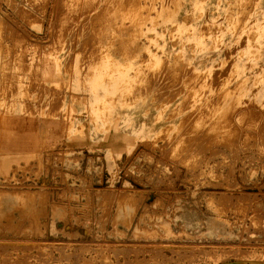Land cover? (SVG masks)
<instances>
[{
  "label": "rangeland",
  "instance_id": "1",
  "mask_svg": "<svg viewBox=\"0 0 264 264\" xmlns=\"http://www.w3.org/2000/svg\"><path fill=\"white\" fill-rule=\"evenodd\" d=\"M94 1L0 0V264H264V0Z\"/></svg>",
  "mask_w": 264,
  "mask_h": 264
},
{
  "label": "bare ground",
  "instance_id": "2",
  "mask_svg": "<svg viewBox=\"0 0 264 264\" xmlns=\"http://www.w3.org/2000/svg\"><path fill=\"white\" fill-rule=\"evenodd\" d=\"M1 1H2V0H1ZM48 1H49V0H48ZM92 1H94V0H92ZM95 1H96V0H95ZM95 1H94V2H95ZM108 1H109V0H108ZM162 1H163V0H162ZM104 2H105V5H104V7H105V6H106V1H104ZM202 2H203V1H202ZM5 3H6V2H5ZM30 3H31V1H30ZM30 3H29V4H30ZM34 3H35V2H34ZM156 3H157V2H156ZM217 3H218V2H217ZM71 4H72V3H71ZM109 4H110V3H109ZM150 4H151V3H150ZM150 4H149V5H150ZM153 4L155 5V3H153ZM91 5H92V4H91ZM95 5H96V3H95ZM30 6L32 7V5H30ZM55 6H56V5H55ZM97 6H98V5H97ZM100 6H101V5H100ZM141 6H142V5H141ZM144 6H145V5H144ZM146 6H147V5H146ZM157 6H158V5H157ZM161 6H163V5H161ZM164 6H165V5H164ZM15 7H16V6H15ZM41 7H42V6H41ZM104 7H103V8H104ZM168 7H169V6H168ZM86 8H87V7H86ZM99 8H101V7H99ZM105 8H106V7H105ZM105 8H104V9H105ZM149 8H150V6H149ZM157 8H158V7H157ZM159 8H160V7H159ZM53 9H54V8H53ZM97 9H98V8H97ZM58 10H59V9H58ZM157 10H158V9H157ZM157 10H156V11H157ZM91 11H92V10H91ZM98 11H99V10H98ZM245 11H247V10H245ZM198 12H199V11H198ZM123 13H124V12H123ZM145 13H146V12H145ZM152 13H153V12H152ZM4 15H5V14H4ZM55 15H56V14H55ZM129 15H130V14H129ZM145 15H146V14H145ZM100 16H101V15H100ZM136 16H137V15H136ZM142 16H143V15H142ZM207 16H208V15H207ZM207 16H206V17H207ZM69 17H70V16H69ZM91 17H92V16H91ZM145 17H146V16H145ZM210 17H211V16H210ZM13 18H14V17H13ZM23 18H24V17H23ZM138 18H139V17H138ZM141 18H142V17H141ZM147 18H148V17H147ZM31 19H32V18H31ZM90 19H91V18H90ZM139 19H140V18H139ZM205 19H206V18H205ZM207 19H208V18H207ZM211 19H212V18H211ZM240 19H241V18H240ZM54 20H55V19H54ZM85 20H86V19H85ZM135 20H136V19H135ZM142 20H143V19H142ZM142 20H141V21H142ZM159 20H160V19H159ZM29 21H30V20H29ZM91 21H94V20L91 19ZM138 21H139V20H138ZM141 21H140V23H141ZM145 21H146V20H145ZM214 21H215V20H214ZM230 21H231V20H230ZM54 22H55V21H54ZM81 22H82V21H81ZM143 22H144V21H143ZM151 22H152V21H151ZM203 22H204V21H203ZM125 23H126V22H125ZM137 23H138V22H137ZM144 23H145V22H144ZM53 24H54V23H53ZM141 24H142V23H141ZM182 24H183V23H182ZM14 25H15V24H14ZM51 25H52V24H51ZM80 25H81V24H80ZM85 25H87V24H85ZM157 25H158V24H157ZM189 25H190V24H189ZM54 27H55V26H54ZM88 27H89V26H88ZM18 28H19V27H18ZM56 28H57V27H56ZM85 29H86V28H85ZM221 29H222V28H221ZM146 30H147V28H146ZM9 31H11V29H10ZM49 31H50V30H49ZM57 31H58V30H57ZM142 31H144V30H142ZM151 31H153V30H151ZM154 31H155V30H154ZM139 32H140V31H139ZM49 33H50V32H49ZM55 33H56V32H55ZM59 33H60V32H59ZM88 33H89V32H88ZM134 33H135V32H134ZM137 33H138V32H137ZM152 33H153V32H152ZM13 34H14V33H13ZM164 34H165V33H164ZM164 34H162V35H164ZM58 35H59V34H58ZM116 35H117V34H116ZM135 35H137V34H135ZM144 36H145V35H144ZM10 37H11V36H10ZM52 37H53V36H52ZM88 37H89V36H88ZM98 37H100V36H98ZM220 37H221V36H220ZM243 37H244V36H243ZM247 37H248V36H247ZM8 38H9V37H8ZM11 38H12V37H11ZM19 38H20V37H19ZM86 38H87V37H86ZM148 38H149V37H148ZM150 39H151V38H150ZM152 39H153V38H152ZM49 40H50V39H49ZM88 40H89V39H88ZM98 40H99V39H98ZM144 40H145V39H144ZM155 40H156V39H155ZM243 40H244V39H243ZM20 41H21V40H20ZM52 41H53V39H52ZM94 41H95V40H94ZM147 41H148V40H147ZM10 42H11V41H10ZM15 42H16V41H15ZM15 42H14V43H15ZM17 42H18V41H17ZM22 42L24 43L25 41L22 40ZM153 42H154V41H153ZM18 43H19V42H18ZM52 43H53V42H52ZM52 43H51V44H52ZM84 43H85V42H84ZM90 43H91V42H90ZM93 43H94V42H93ZM150 43H151V42H150ZM21 44H22V43H21ZM25 44H26V43H25ZM25 44H24V45H25ZM97 44H99V43H97ZM97 44H96V46H97ZM15 45H16V44H15ZM6 46H7V45H6ZM13 46H14V45H13ZM13 46H12V47H13ZM30 46H31V45H30ZM46 46H47V45H46ZM150 46H151V45H150ZM248 46H249V45H248ZM14 47H15V46H14ZM27 47H28V46H27ZM62 47H63V46H62ZM90 47H91V46H90ZM99 47H100V45H99ZM103 47H104V46H103ZM145 47H146L145 50L147 51V46H145ZM0 48H1V47H0ZM20 48H22V47H20ZM25 48H26V46H25ZM25 48H23V49H25ZM29 48H31V47H29ZM134 48H135V47H134ZM137 48H139V47H137ZM10 49H11V48H10ZM36 49H37V47H36ZM40 49H41V48H40ZM48 49H50V48H48ZM55 49H56V48H55ZM94 49H95V48H93V50H94ZM101 49L103 50L102 46H101L100 49L98 48L97 50H101ZM135 49H136V48H135ZM135 49H134V50H135ZM139 49H140V48H139ZM139 49H138V50H139ZM11 50H12V49H11ZM27 50H28V49H27ZM57 50H59V49H57ZM91 50H92V49H91ZM102 50H101V51H102ZM104 50H105V49H104ZM142 50H143V49H142ZM178 50H179V49H178ZM23 51H25V50H23ZM38 51H40V50H38ZM41 51H42V50H41ZM43 51H44V50H43ZM50 51H51V50H50ZM95 51H96V50H94L93 52L91 51V52L94 53ZM106 51H107V50H106ZM106 51H104V52H106ZM6 52H7V51H6ZM9 52H10V51H9ZM25 52H26V51H25ZM25 52H24V53H25ZM52 52H53V51H52ZM66 52H67V51H66ZM83 52H84V51H83ZM97 52H98V53L95 52V53H96L95 55L99 54V51H97ZM102 52H103V51H102ZM102 52H101V53H102ZM141 52H142V51H141ZM32 53L34 54V52H32ZM36 53H37V52H36ZM80 53H81V52H80ZM84 53H85V52H84ZM87 53H88V52H87ZM92 53H91V54H92ZM125 53H126V52H125ZM143 53H144V51H143ZM153 53H154V52H153ZM4 54H6V53H4ZM9 54H10V53H9ZM13 54H14V53H13ZM40 54H41V53H40ZM103 54L105 55V53H103ZM108 54H109V53H108ZM126 54H127V53H126ZM134 54H135V53H134ZM81 55H82V54H81ZM93 55H94V54H93ZM93 55H92V56H93ZM101 55H102V54H101ZM101 55H99V56H101ZM124 55H125V54H124ZM145 55H146V54H145ZM31 56H32V55H31ZM38 56H41V55L38 54ZM56 56H57V55H56ZM89 56H91V55H89ZM97 56H98V55H97ZM97 56H93V57L96 58ZM99 56H98V57H99ZM20 57H21V56H20ZM93 57H90V58H93ZM127 57H128V56H127ZM148 57H149V56H148ZM33 58H34V57H33ZM39 58H40V57H39ZM39 58H38V59H39ZM80 58H81V57H80ZM84 58H85V57H84ZM87 58H89V57H87ZM101 58H103V57L101 56ZM143 58H144V57H143ZM18 59H19V58H18ZM36 59H37V58H36ZM38 59H37L36 61H38ZM108 59H109V58H108ZM144 59H145V58H144ZM14 60H15V59H14ZM14 60H13V61H14ZM33 60H34V59H33ZM89 60H90V59H89ZM145 60H146V59H145ZM147 60H148V59H147ZM150 60H151V59H150ZM31 61H32V60H31ZM39 61H40V59H39ZM39 61H38V63H39ZM41 61H42V59H41ZM41 61H40V62H41ZM87 61H88V59H87ZM143 61H144V60H143ZM90 62H91V61H90ZM126 62H127V60H126ZM141 62H142V61H141ZM18 63H20V62H18ZM26 63H27V62H26ZM16 64H17V63H16ZM30 64H31V63H30ZM36 64H37V63H36ZM40 64H41V63H40ZM112 64H113V63H112ZM17 65H18V64H17ZM19 65H20V64H19ZM19 65H18V66H19ZM34 65H35V64H34ZM89 65H90V64H89ZM89 65H88V66H89ZM113 65H114V64H113ZM117 66H118V65H117ZM120 66H121V65H120ZM129 66H130V65H129ZM150 66H152V65H150ZM38 67H39V66H38ZM38 67H37V68H38ZM94 67H95V66H94ZM114 67H115V66H114ZM114 67H113V68H114ZM15 68H17V66H16ZM90 68H92V67H90ZM96 68H97V67H96ZM115 68H116V67H115ZM115 68H114V69H115ZM38 69H39V68H38ZM97 69H98V68H97ZM97 69H94V70H97ZM110 69H111V68H110ZM124 69H125V66H124ZM17 70H18V69H16V71H17ZM19 70H20V69H19ZM19 70H18V71H19ZM35 70H36V69H35ZM90 70H91V69H90ZM116 70H117V69H116ZM126 70H127V69H126ZM128 70H129V69H128ZM140 70H141V69H140ZM20 71H21V70H20ZM27 71H28V70H27ZM100 71H101V70H100ZM108 71H109V70H108ZM108 71H107V72H108ZM111 71H112V69H111ZM117 71H118V70H117ZM39 72H40V71H39ZM88 72H89V71H88ZM93 72L96 74V71H93ZM102 72H103V71H102ZM122 72H123V70H122ZM122 72H121V73H122ZM126 72H127V71H126ZM135 72H136V71H135ZM135 72H134V73H135ZM137 72H138V70H137ZM181 72H182V71H181ZM75 73H76V72H75ZM90 73H91V72H90ZM90 73H89V74H90ZM98 73H99V72H98ZM105 73H106V72H105ZM109 73H110V76H109V75H106V76H109L108 78L106 77L108 80H109V78H112V77H111V72H108L107 74H109ZM29 74H30V73H29ZM92 74H93V73H92ZM99 74H100V73H99ZM118 74H119V73H118ZM124 74H125V73H124ZM151 74H152V73H151ZM154 74H155V73H154ZM168 74H169V73H168ZM168 74H167V75H168ZM190 74H191V73H190ZM4 75H5V74H4ZM32 75H33V74H32ZM165 75H166V74H165ZM186 75H187V74H186ZM20 76H21V75H20ZM79 76H80V75H79ZM94 76H95V75H94ZM101 76H103L102 73H101ZM101 76H100V77H101ZM115 76H116V75H115ZM121 76H122V74H121ZM126 76H128V75H125V77H126ZM1 77H2V76H1ZM7 77H8V76H7ZM21 77H22V76H21ZM75 77L78 78V76H75ZM84 77H85V75H84ZM89 77H90V76H89ZM92 77H93V76H92ZM95 77H98V75L95 76ZM100 77H99V78H100ZM103 77H105V76H103ZM149 77H150V76H149ZM180 77H181V76H180ZM76 78H75V79H76ZM115 78H116V77H115ZM115 78H114V79H115ZM138 78H139V77H138ZM178 78H179V77H178ZM6 79H7V78H6ZM19 79H20V78H19ZM22 79H23V78H22ZM31 79H32V78H31ZM93 79H95V78H93ZM102 79H104V78L101 77V81H102V82H106V81H103ZM118 79H121V78H118ZM118 79H117V80H118ZM154 79H155V78H154ZM166 79H167V78H166ZM1 80H2V79H1ZM90 80H91V79H90ZM121 80H122V79H121ZM121 80H120V82H122ZM126 80H127V78H126ZM126 80L124 81V79H123V82H122V83H125V82L127 83ZM133 80H134V79H133ZM135 80H136V79H135ZM23 81H24V79H23ZM87 81L89 82V80H87ZM99 81H100V80H99ZM99 81H98L97 83H100V82H101V81H100V82H99ZM227 81H228V80H227ZM94 82H95V80H94ZM94 82H93V84H94ZM204 82H205V81H204ZM2 83H3V82H2ZM15 83H16V82H15ZM19 83H20V82H19ZM30 83H31V82H30ZM51 83H52V82H51ZM73 83H74V82H73ZM78 83H79V81H78ZM97 83H95V84H97ZM106 83H107V82H106ZM108 83H109V82H108ZM117 83H118V82L113 83V86H112V87L115 88L114 84H117ZM101 84H102V83H100L99 86H101ZM120 84H121V83H120ZM132 84H133V82H132ZM144 84H145V83H144ZM161 84H162V83H161ZM176 84H177V83H176ZM223 84H224V83H223ZM21 85H22V84H21ZM32 85H33V84H32ZM91 85H92V81H91ZM122 85H123V84H121V86H122ZM129 85H130V84H128V86H129ZM30 86H31V84H30ZM96 86L99 87L98 84H97ZM116 86H117V85H116ZM124 86H126V85L124 84ZM135 86H136V85H135ZM172 86H173V85H172ZM172 86H171V87H172ZM71 87H72V86H71ZM87 87H88V86H87ZM97 87H96V88H97ZM103 87H104V86H103ZM112 87H111V88H112ZM169 87H170V86H169ZM91 88H92V86H91ZM101 88H102V86H101ZM104 88H107V85H106ZM104 88H103V89H104ZM118 88H120L119 85H118V87H116V91H117ZM198 88H199V87H198ZM2 89H3V88H2ZM4 89H5V88H4ZM12 89H13V88H12ZM33 89H34V88H33ZM92 89H94V88H92ZM108 89H110V88H108ZM142 89H143V88H142ZM223 89H224V88H223ZM8 90H9V89H8ZM39 90H41V89L39 88ZM80 90H81V89H80ZM106 90H107V89H106ZM113 90H114V89H113ZM121 90H122V89H121ZM121 90H120V91H121ZM123 90H126V89L123 88ZM129 90H130V89H129ZM143 90H144V89H143ZM11 91H12V90H11ZM42 91H43V90H42ZM92 91H93V90H92ZM94 91H96V89H95ZM94 91H93V92H94ZM107 91H108V90H107ZM126 91H128V90H126ZM139 91H140V90H139ZM52 92H53V91H52ZM109 92H110V91H109ZM118 92H119V91H118ZM121 92H122V91H121ZM121 92H120V93H121ZM166 92H167V91H166ZM106 93H107V92H106ZM112 93H113V92H112ZM40 94H41V93H40ZM62 94H63V93H62ZM108 94H109V93H108ZM121 94H122V93H121ZM125 94H126V93H125ZM128 94H129V91H128ZM94 95H97V94H94ZM104 95H105V94H104ZM109 95H110V94H109ZM109 95H108V96H109ZM112 95H113V94H111V97H112ZM142 95H143V94H142ZM162 95H163V94H162ZM56 96H57V95H56ZM88 96H89V95H88ZM117 96H118V95H117ZM126 96H127V95H126ZM86 97H87V95H86ZM111 97H104V98H107V99L110 98V99H111ZM121 97L123 98L124 96H121ZM159 97H161V96H159ZM11 98H12V97H11ZM88 98H89V97H88ZM96 98H97V96H96ZM99 98H100V96H99ZM124 98H125V97H124ZM94 99H95V98H94ZM102 99H103V98H102ZM107 99H106V100H107ZM110 99H108V100H110ZM172 99H173V98H172ZM90 100H91V99H90ZM96 100H97V99H96ZM100 100H101V99H100ZM104 100H105V99H104ZM111 100H113V99H111ZM187 100H188V99H187ZM216 100H217V99H216ZM22 101H23V99H22ZM36 101H37V100H36ZM164 101H165V100H164ZM242 101H243V100H242ZM17 102H18V101H17ZM89 102H90V101H89ZM91 102H92V101H91ZM106 102H107V101H106ZM106 102H105V103H106ZM94 103H95V102H94ZM99 103H100V102H99ZM99 103L97 104V105H99V106H97V109H98V107H100V105H101V104H99ZM103 103H104V102H103ZM207 103H209V102H207ZM89 104H91V103H89ZM95 104H96V103H95ZM107 104H108V102H107ZM184 104H185V103H184ZM231 104H232V103H231ZM23 105H24V104H23ZM44 105H45V104H44ZM104 105H105V107H106V104H104ZM110 105H111V104H110ZM110 105H108V109H109V106H110ZM201 105H202V104H201ZM51 106H52V105H51ZM102 106H103V105H102ZM187 106H188V105H187ZM205 106H206V105H205ZM214 106H215V105H214ZM22 107H23V106H22ZM25 107H26V106H25ZM58 107H59V106H58ZM103 107H104V106H103ZM110 107H111V106H110ZM202 107H203V106H202ZM10 108H11V106H10ZM89 108H90V107H89ZM95 108H96V106L94 107V109H95ZM204 108H205V107H204ZM207 108H208V107H207ZM210 108L212 109V107L209 106V109H208V110H211ZM32 109H33V108H32ZM56 109H57V108H56ZM112 109H113V108H112ZM112 109H111V110H112ZM185 109H186V108H185ZM261 109H263V108H261ZM206 110H207V109H206ZM241 110H242V109H241ZM251 110H252V109H251ZM251 110H250V111H251ZM255 110H256V109H255ZM263 110H264V109H263ZM9 111L11 112L10 109H9ZM199 111H200V110H199ZM245 111H246V110H245ZM248 111H249V109H248ZM260 111H261V110H260ZM48 112H49V111H48ZM92 112H93V110H92ZM99 112H100V111H99ZM193 112H194V111H193ZM231 112H232V111H231ZM251 112H252V111H251ZM253 112L255 113V111H253ZM261 112H262V111H261ZM11 113H12V112H11ZM31 113H33V112L31 111ZM44 113H46V112H44ZM67 113H68V112H67ZM89 113H90V112H89ZM107 113H108V112H107ZM203 113H204V112H202V114H203ZM239 113H240V114H239ZM239 113H238L239 115L242 114L241 112H239ZM247 113H248V112H247ZM48 114H50V112H49ZM102 114H103V113H102ZM193 114H194V113H193ZM199 114H200V113H199ZM204 114H206V113H204ZM208 114H209V113H208ZM227 114H230V113L228 112ZM227 114H225V115H227ZM236 114H237V113H236ZM245 114H246V113L244 112L243 115H245ZM252 114H253V113H251V115H252ZM256 114H257V113H256ZM256 114H255V115H256ZM260 114H261V113H260ZM24 115H25V114H24ZM30 115H31V114H30ZM33 115H34V114H32V116H33ZM50 115L52 116V114H50ZM53 115H54V114H53ZM89 115H90V114H89ZM170 115H171V114H170ZM195 115H196V114H195ZM195 115H194V116H195ZM200 115H201V114H200ZM200 115H199V116L197 115L195 119H197V117L200 118ZM217 115H218V114H217ZM233 115H234V114H233ZM233 115H232V116H233ZM243 115H242V116H243ZM249 115H250V114H248V115H246V116H243V117L240 116L241 119H240V120L238 119V120L240 121V122H239V121H238V122L241 123V125H246V124H249V125H250L251 121H252V122H254L255 120L259 121V120H258V117L260 118V116H261V115L259 116V114H257L258 117L250 118ZM255 115L253 114V116H255ZM262 115H263V114H262ZM0 116H1V115H0ZM66 116H67V115H66ZM93 116H94V115H93ZM204 116L207 117V116H209V115H207V116L204 115ZM211 116H212V115H211ZM227 116H228V115H227ZM229 116H230V115H229ZM232 116L229 117V118L231 119ZM21 117L23 118V116H21ZM48 117H49V116H48ZM202 117H203V116H202ZM202 117H201V119H202ZM212 117H214V116H212ZM251 117H252V116H251ZM31 118H32V117H31ZM50 118H51V117H50ZM101 118H102V117H101ZM208 118H209V117H208ZM219 118H220V116H219ZM226 118H227V117H225V120H226ZM236 118H237V117H236ZM255 118H257V119H255ZM262 118H263V116H262ZM92 119H94V118L92 117ZM201 119H199V121H200ZM204 119H205V118H204ZM209 119H210V118H209ZM211 119H214V120H215L216 118H211ZM222 119H224V117H223ZM230 119H229V120H230ZM1 120H2V119H1ZM52 120H53V119H52ZM207 120H208V119L206 118V121H207ZM231 120H232V119H231ZM231 120H230V121H231ZM233 120H234V119H233ZM26 121H27V120H26ZM182 121H183V120H182ZM199 121H198V123H199ZM206 121H205V122H206ZM217 121H218V120H217ZM217 121H216V122H217ZM222 121H223V120H222ZM194 122H197V121H194ZM200 122H201V121H200ZM203 122H204V121H203ZM203 122H202V123H203ZM207 122H208V121H207ZM207 122H206V123H207ZM226 122L228 123V121H226ZM226 122H225V123H226ZM231 122H232V121H231ZM231 122H230V124L228 123L229 126L231 125ZM260 122H261V120H260ZM213 123H214V121H213ZM239 123H238V124H239ZM262 123H263V121H262ZM32 124H33L34 126H36V125H35L36 123H33V122H32L30 125H32ZM219 124H220V123H215V126L213 125L214 128L216 127V128H215V131H216V132H217V131L220 132V131L222 130V128H223V126H222V127H219ZM233 124H234V121H233ZM233 124H232V125H233ZM251 124H252V123H251ZM257 124H258V123H257ZM263 124H264V123H263ZM0 125H1V124H0ZM17 125H18V124H17ZM26 125H27V124H26ZM30 125H29V126H30ZM33 125H32V126H33ZM190 125H191V124H190ZM199 125H201V124H199ZM199 125H198V126H199ZM226 125H227V124H226ZM5 126H7V125L5 124ZM24 126H25V124H24ZM24 126H23V127H24ZM236 126H237V124H236L234 127H236ZM260 126H261V125H260ZM0 127H1V126H0ZM36 127H37V126H36ZM211 127H212V126H211ZM231 127H232V126H231ZM246 127H248V126H246ZM253 127H255V125H254ZM253 127L251 128V131H252ZM25 128H26V127H25ZM25 128H24V130H26ZM30 128H31V126H30ZM32 128H33V127H32ZM237 128H240V132H241L242 129H241L240 125H239ZM237 128H234V129H237ZM256 128H257V127H256ZM35 129H36V128H35ZM197 129H198V128H197ZM227 129H228V127H227ZM245 129H247V128H245ZM245 129H244V131H245ZM17 130H18V129H17ZM17 130H15V134H19V135H20V132L17 131ZM28 130H29V128H28ZM31 130H32V129H31ZM56 130H57V129H56ZM202 130H203V129H202ZM229 130H231V128H229ZM13 131H14V130H13ZM21 131H22V133H23V129H21ZM226 131L228 132L227 134H228V137H229V131H228V130H226ZM231 131H232V130H231ZM253 131H254V130H253ZM24 132L26 133V131H24ZM30 132H31V131L29 130V133H30ZM56 132H57V131H56ZM207 132H209V131L207 130ZM224 132H225V131H224ZM247 132H250V129H249V131H247ZM254 132H257V131L255 130ZM262 132H263V131H262ZM262 132H261L260 135H263V137H264V133L262 134ZM11 133H12V132H11ZM13 133H14V132H13ZM22 133H21V134H22ZM57 133H58V132H57ZM231 133H232V132H231ZM34 134H35V133H34ZM37 134H38V133H37ZM49 134H50V133H49ZM55 134H56V133H55ZM208 134L210 135V133H208ZM208 134H206V135H208ZM222 134H223V133H222ZM227 134H226V132H225L226 137H227ZM234 134H235V132H234ZM237 134H238V132H237ZM241 134H242V133H241ZM245 134H247V133L245 132ZM251 134H253V133H251ZM256 134H258V133H256ZM28 135H29V134H28ZM31 135H32V134H31ZM209 135H208V136H209ZM212 135H213V134H212ZM218 135H220V134H218ZM218 135H217V136H218ZM232 135H233V133L231 134V136H232ZM21 136H22V135H21ZM162 136H163V135H162ZM171 136H172V135H171ZM217 136H216V137H217ZM231 136H230V137H231ZM237 136H238V135H237ZM239 136H240V135H239ZM239 136H238V137H239ZM243 136H244V134H243ZM251 136H252V135H250V137H251ZM254 136H255V135H254ZM257 136H258V135H256V137H257ZM199 137H200V136H199ZM210 137H211V136H210ZM212 137H213V136H212ZM214 137H215V136H214ZM232 137L234 138V136H232ZM245 137H246V136H245ZM247 137H248V136H247ZM260 137H261V136H260ZM20 138H21V137H20ZM32 138H35V137H32ZM39 138H40V137H39ZM218 138H219V137H218ZM218 138H217V139H218ZM257 138H258V137H257ZM21 139H22V138H21ZM40 139H41V138H40ZM213 139H214V138H212L211 140H213ZM221 139H222V135H221ZM227 139H229V138H227ZM237 139H238V138H237ZM237 139H236V140H237ZM246 139H247V138H246ZM252 139H253V138H252ZM44 140H45V139H44ZM219 140H220V139H219ZM222 140H223V139H222ZM232 140H233V139H232ZM254 140H255V139H254ZM263 140H264V139H263ZM214 141H215V140H214ZM216 141H218V140H216ZM225 141H226V140H225ZM228 141H229V140H228ZM230 141H231V140H230ZM233 141H235V140H233ZM257 141H260V140L258 139ZM15 142H16V140H15ZM174 142H175V141H174ZM181 142H182V141H181ZM231 142H232V141H231ZM231 142H230V143H231ZM10 143H11V141L8 142L7 139L4 140V146H8V145L10 146ZM41 143H42V142H41ZM251 143H252V142H251ZM259 143H261V141H260ZM262 143L264 144V142H262ZM262 143H261V145H262ZM13 144H14V142H12V145H13ZM235 144H236V143H235ZM176 145H177V144H176ZM179 145H180V144H179ZM177 146H178V145H177ZM237 146H238V145H237ZM240 146H241V145H240ZM250 146H251V145H250ZM214 147H215V146H214ZM244 147H245V146H244ZM259 147H260V145H259ZM263 147H264V146H263ZM263 147H262V148H263ZM228 148H230V146H229ZM242 148H243V147H242ZM245 148H246V147H245ZM173 149H174V148H173ZM243 149H244V148H243ZM217 150H218V149H217ZM257 150H258V149H257ZM47 151H48V150H47ZM49 151H50V150H49ZM231 151H232V149H231ZM233 151H234V149H233ZM53 152H54V151H53ZM235 152H236V151H235ZM56 153H57V152H56ZM59 153H60V152H59ZM172 153H173V152H172ZM174 153H175V152H174ZM180 153H181V152H180ZM212 153H213V152H212ZM214 153H215V152H214ZM124 154H125V153H124ZM177 154H178V153H177ZM135 156H136V155H135ZM131 161H132V160H131ZM14 162H16V161H14ZM26 165H27V163L24 164V166H26ZM22 166H23V165H22ZM17 168H18V167H17ZM224 245H225V244H224ZM217 246H218V245H217Z\"/></svg>",
  "mask_w": 264,
  "mask_h": 264
}]
</instances>
